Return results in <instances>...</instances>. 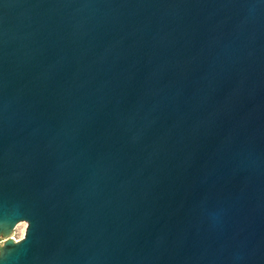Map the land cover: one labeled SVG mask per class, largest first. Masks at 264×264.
I'll return each mask as SVG.
<instances>
[{
    "label": "water",
    "instance_id": "1",
    "mask_svg": "<svg viewBox=\"0 0 264 264\" xmlns=\"http://www.w3.org/2000/svg\"><path fill=\"white\" fill-rule=\"evenodd\" d=\"M0 241L264 264V0H0Z\"/></svg>",
    "mask_w": 264,
    "mask_h": 264
},
{
    "label": "rangeland",
    "instance_id": "2",
    "mask_svg": "<svg viewBox=\"0 0 264 264\" xmlns=\"http://www.w3.org/2000/svg\"><path fill=\"white\" fill-rule=\"evenodd\" d=\"M27 226H28V223L26 221L21 222L18 225L17 230L15 232L11 233V236L15 237V239H17V240L21 239L25 235ZM0 243H1V241H0Z\"/></svg>",
    "mask_w": 264,
    "mask_h": 264
}]
</instances>
